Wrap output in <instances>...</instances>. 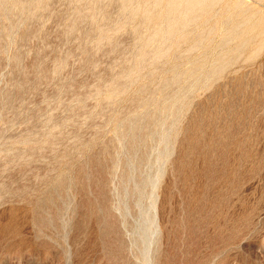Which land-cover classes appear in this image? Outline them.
<instances>
[{
  "label": "rangeland",
  "instance_id": "374dc122",
  "mask_svg": "<svg viewBox=\"0 0 264 264\" xmlns=\"http://www.w3.org/2000/svg\"><path fill=\"white\" fill-rule=\"evenodd\" d=\"M0 264H264V0H0Z\"/></svg>",
  "mask_w": 264,
  "mask_h": 264
},
{
  "label": "bare ground",
  "instance_id": "6f19581e",
  "mask_svg": "<svg viewBox=\"0 0 264 264\" xmlns=\"http://www.w3.org/2000/svg\"><path fill=\"white\" fill-rule=\"evenodd\" d=\"M187 3V2H186ZM191 5V4H190ZM170 6V5H169ZM187 7H189V6H187Z\"/></svg>",
  "mask_w": 264,
  "mask_h": 264
}]
</instances>
